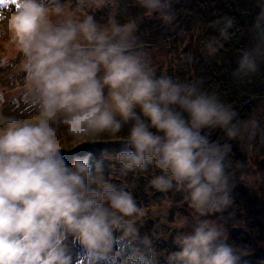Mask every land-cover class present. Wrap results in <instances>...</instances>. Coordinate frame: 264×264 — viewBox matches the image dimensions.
Returning <instances> with one entry per match:
<instances>
[{
  "label": "clouds",
  "instance_id": "9594fccd",
  "mask_svg": "<svg viewBox=\"0 0 264 264\" xmlns=\"http://www.w3.org/2000/svg\"><path fill=\"white\" fill-rule=\"evenodd\" d=\"M137 4L165 25L176 19L174 0ZM106 8L112 11L98 19ZM116 8L117 0H76L75 8L63 0H0V37L16 52L0 53V69L11 70L10 84L0 86V264H160V236L140 228L149 216L167 223L171 192L182 194L189 214L169 225L176 247L165 264H247L229 243L228 209L243 167L231 162V141L264 142V126L239 120L198 81L161 72L138 20L121 22ZM212 26L228 39L234 21L222 17ZM253 27L259 39L242 50V76L264 57V9ZM214 45H206L210 55ZM216 128L226 141L206 134ZM62 129L91 141L124 133V146L95 161L91 152L73 155L69 163ZM105 160L119 164L121 176L158 170L148 187L164 194L165 206L142 204L127 182L105 175Z\"/></svg>",
  "mask_w": 264,
  "mask_h": 264
},
{
  "label": "trees",
  "instance_id": "16d2710c",
  "mask_svg": "<svg viewBox=\"0 0 264 264\" xmlns=\"http://www.w3.org/2000/svg\"><path fill=\"white\" fill-rule=\"evenodd\" d=\"M117 3L118 18L121 22L128 18L138 20L139 35L154 56L161 72L172 75L181 82L198 81L200 88L206 90L209 95L216 94L225 104L235 107L239 120H245L249 115L248 111L253 106L250 102L264 96V57L258 74L255 72L242 76L237 73L242 50H249L258 42L259 38L253 25L257 14L264 9V0H174L173 12L176 19L170 26L163 24L155 16H145L137 0H119ZM96 13L105 16L102 11ZM222 17H229L234 21V27L228 30V39L220 37L219 29L212 26ZM209 41H215L214 46H218L215 54L210 55L208 52L206 45ZM210 89H213V92ZM206 134L213 141L227 140L223 129L220 128L206 130ZM124 135L122 133L117 138H101L96 141L84 138L78 142L79 139H75V143L61 136L63 138L60 140V147L69 163L73 155L85 152H91L92 160L95 161L105 149L112 153L119 151L124 146ZM231 143V162H239L243 167L236 170L235 187L232 191L234 203L228 209V212H234L227 223L229 243L246 253L243 260L247 264H264V208L259 209L257 206L260 203L256 197L253 198L244 186H240L249 162L243 154L245 147L241 140ZM119 167L114 161H104L105 175L111 176L114 182H127L142 204L149 205L148 201L161 204L165 200L164 194L148 187V180L158 170L149 168L138 175L129 173L127 176H121ZM113 168L116 171L113 172ZM255 196L262 197L257 194ZM167 201H172L174 206L171 208L170 219L175 216H178V219L187 217L188 208L181 193H169ZM178 211L180 215L177 214ZM182 211H185L186 215ZM227 215L228 213H225V216ZM251 217L259 219V225L248 219ZM150 221H147L146 227ZM140 232L144 234L143 226ZM165 232L173 241L171 228H167ZM171 245V249H175L173 242Z\"/></svg>",
  "mask_w": 264,
  "mask_h": 264
},
{
  "label": "rangeland",
  "instance_id": "374dc122",
  "mask_svg": "<svg viewBox=\"0 0 264 264\" xmlns=\"http://www.w3.org/2000/svg\"><path fill=\"white\" fill-rule=\"evenodd\" d=\"M119 0H117L118 2ZM64 3L68 4L69 6L75 8L76 7V0H63ZM117 8H118V3H117ZM116 8V11H117ZM85 11H87V9H85ZM112 11V9L110 8H106L104 9L102 12L106 14ZM96 16L98 19H103L105 16L99 15L96 13ZM4 28L7 27V21L4 22L3 25ZM0 53H5L7 55H16L15 52V48L14 45L12 43V40L10 38H8L7 36L4 37H0ZM160 59V57L158 58V60ZM263 58L258 59L257 63L258 64V68H257V74L259 73V69H260V65H261V61ZM169 62V60H168ZM167 62V63H168ZM10 69H0V74H5V75H0V86L3 85H9L10 81L6 78V73L10 72ZM255 74V75H257ZM211 92H213V89H210ZM262 91V90H261ZM264 96H262L260 99L254 100L253 102H250L249 104H253V106L249 109V115L247 116V118H245V120L248 119H252V118H256L259 119L262 126H264ZM7 107V106H6ZM234 109H236L234 107ZM236 113H238L237 110H235ZM24 114H22L23 117ZM36 113H30L27 115L28 119H35L36 118ZM244 119H242L241 121H243ZM61 136L63 137H67L70 139V141L72 143H75V139L76 138H72L70 136H68L66 134V130L62 129L61 130ZM60 140H62V138ZM84 138H80L78 140V142L83 141ZM241 142L243 143L245 149H244V156H246L247 162H249L248 164V169L247 171L245 170V178L243 183H240V186H244L245 190H247L248 193H251L252 197L255 198L256 200L259 201L260 205H258L257 207L259 209H261L262 207L264 208V186H263V179H264V142H261V140L259 138H242ZM260 195L262 197L259 196H255V195ZM250 196V197H251ZM248 197V195L246 196ZM149 205H153V203L151 201H148ZM171 205L173 206L172 201L170 202ZM144 204V203H143ZM159 204V203H157ZM162 207H164L165 205L160 204ZM167 209V223L164 222V219L160 216L157 217H152L149 216L151 219V221L149 219H147L145 221V223L143 224V233L144 234H148V235H152L153 233H156L157 235L160 236L159 239H154V245L157 248V250L159 252L162 253V255L160 256V264H165V258H164V254H166L167 252L174 250L171 249L172 245L171 242L172 240L170 239L169 234H166L165 230L168 228H171L169 225H175L178 222V216H175L174 219H170L172 217L171 214V208ZM174 207V206H173ZM179 209V207H177ZM180 210H182L180 208ZM187 215L189 214V209H187ZM182 213H184L186 215L185 211H182ZM177 214L180 215L179 211L177 212ZM187 218V217H185ZM233 218V217H232ZM249 220H254V222H256L257 225H259L260 220L259 219H254L253 217L248 218ZM262 219V217H261ZM147 221H150V223L148 224V227H146V223ZM152 222V223H151ZM174 229L171 228V231L173 232V237L175 235V231H173ZM150 231V232H149ZM166 237V238H165ZM171 245V247L169 246Z\"/></svg>",
  "mask_w": 264,
  "mask_h": 264
}]
</instances>
